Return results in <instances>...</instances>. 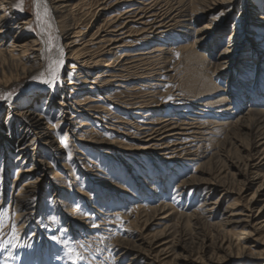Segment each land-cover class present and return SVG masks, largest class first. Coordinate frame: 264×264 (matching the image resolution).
Here are the masks:
<instances>
[{"label": "bare ground", "instance_id": "bare-ground-1", "mask_svg": "<svg viewBox=\"0 0 264 264\" xmlns=\"http://www.w3.org/2000/svg\"><path fill=\"white\" fill-rule=\"evenodd\" d=\"M25 1L27 0H22ZM72 1L75 0H32L35 6L34 18L38 25H41L38 27L37 35L24 40L29 21H21V15L17 11L21 0H0L1 90H9L23 79L31 77L34 71L38 72L39 77L49 78L52 75L49 73V67L59 58H56V55L60 52L65 55L64 52L69 50L68 59L74 60L76 65L80 66V68L69 67L71 72L76 70V83L72 80L73 82L67 84L70 94L62 95L59 104L54 101L56 93L52 89L48 90L47 94L45 90L41 93L34 92L32 97H25L22 100V106L10 108L13 111L10 110L7 116L11 120L7 124L4 122L0 127V159L8 161L6 158L12 154L11 149L14 146L21 168L31 162L28 169L18 172V177L21 174V178L17 177L18 179L13 183V189H18L17 194L13 196V204L21 209L16 219L33 222L36 202L41 194L40 183L47 180L51 168L48 158H45L47 156L44 155H47L50 149L51 157L57 159L61 157L63 151L62 147L56 145L52 134L53 128L48 125L43 127L42 121L47 115L46 105L54 108L53 111L57 105L61 107L59 111L64 109V114L59 116L57 126L67 120L65 113L71 114V111L78 115L71 114L68 128L73 125V120L85 126L82 118L93 108H99L93 118L100 121L105 110L103 106H89L93 103L90 92L95 90H92V87L84 88L87 80L83 79L81 73L85 69L96 67L101 62H108L103 58L114 57L116 53L113 50H122L121 60L115 69L106 64L104 67H108V70L97 76L100 78L101 86L117 83V87L126 88L120 83L136 81L143 83V87L148 88L149 92L144 96L135 95L134 103L123 102L126 105L124 108L133 111L131 115L145 120L137 130L139 143L131 150L136 153L128 157L118 154V158H122V161L126 160L130 164L125 162L126 169H131L132 172H135L139 166L144 170L145 167L152 166L155 175H151L150 171H143V176L138 174L133 177L131 171L119 168L121 173L118 176L125 186H117L120 188L117 191L101 190L100 202L104 207L103 212L97 208L94 194L78 188L76 194H83L86 197L85 204L92 205L91 208L99 212L100 226L106 228L108 224L103 223H106V219L111 216H122L129 222L126 227L130 228L132 233L137 232L136 236L127 233L119 237L120 234L118 235L116 230L118 226L114 225L111 227L115 229L110 233L111 237L105 241L104 246L102 244L105 248L100 249L101 254L107 255L110 252L118 255L117 260L131 256L127 264H179L181 260L188 263L189 260H184L183 254L193 252L202 261L196 262L202 264H225L233 257L245 259L250 264L263 259L264 238L257 236L264 227V220L258 222L256 215L264 211V106L258 104L260 100L255 97L257 94L254 93L253 87L256 83L264 87L262 79L264 49L259 50L256 47L252 49L251 54L245 52L244 54L242 50L246 43L243 40V32L237 24L227 33L226 48L215 54L225 33L219 23L224 22L226 17L223 16L228 15L236 7V0H78L77 4ZM261 3H259L261 7L259 11L264 14V4ZM75 8L78 14L75 13ZM37 11L40 13L39 20ZM81 13L85 14V18L92 17L86 32L77 23V15ZM47 16L53 18L56 27L61 29L60 32L58 31L59 36L57 35L58 51L51 49L52 34L44 26L45 24L43 25V20ZM220 16L223 18L221 17L219 21ZM259 19L264 21V15ZM202 20L204 24L199 26ZM117 21L122 22L119 28L115 25ZM13 30H15L12 36L14 40L3 48L4 40ZM69 33L73 34L70 38ZM61 38L68 39L64 46H61ZM172 45L178 46L185 54L189 68L188 71L184 68L186 74L180 78L178 87L180 94H177L176 101L178 105L168 108L173 110L172 114L163 115V106L156 93L160 85L165 82L163 78H169L165 75L169 72L171 61L165 54L171 51ZM93 49L101 51L93 52ZM244 63L254 64L255 73L254 76L249 77L252 79V84L246 89L248 92L246 91L241 97L242 100L247 101L248 106H245L243 103L245 101L241 100L240 103L243 104L237 107L238 105L234 104L235 94L232 93L231 84V80L236 76L232 73L234 70L247 71ZM230 66H233V69L229 70ZM163 70L165 71L162 72ZM257 72L262 77H255ZM56 75L59 79L62 77L60 71H56ZM250 79L248 82L251 81ZM220 80H226L222 83L223 87L219 84ZM101 86H98V91L100 89L103 91L104 87ZM152 87L157 90H151ZM83 89L88 92L81 97L79 93L85 91ZM60 90L62 91V88ZM98 91L96 89L92 93H96L100 98ZM6 97L8 103L12 102L13 98L10 95ZM105 99H109V96L106 95ZM33 102L34 105L41 103L44 110H33L31 108ZM147 108L154 109L150 110L154 115L153 119H147L150 115ZM216 115L222 120L220 121ZM81 126H78L73 133L79 131ZM68 141L75 148L81 145L77 144L75 136H71ZM79 141L90 143L92 145L90 149L98 146L99 151H101L100 147L106 144L104 139L93 135L83 136ZM107 143L106 145L113 147L118 142L114 140ZM112 147L106 148L101 154L104 156L111 154ZM77 153L84 155V151L80 149ZM79 159L84 160L83 157ZM5 165L10 163L7 162ZM72 165H66L67 170L72 172L70 175L72 179L75 177L73 168H76L80 178L79 185L87 184L86 181L91 179V176L82 170L85 166L77 169V166ZM192 165H197L193 175L184 179L183 172L192 170ZM178 168L183 169L181 173L178 172ZM37 170H42V174L35 177L32 182H25L19 189L21 179L31 176L30 174ZM174 176H177V180L182 179L173 189L165 188L161 191L160 187H157ZM51 178L65 183V177H61L57 170ZM131 187L135 188L133 192ZM62 188L61 183L54 181L46 189V196L49 195L59 205V191H63ZM253 188L255 190L251 193ZM218 189L222 190L220 197L212 201V194ZM117 192L123 193L122 196ZM187 192L189 196L196 197L199 202L197 208L189 207L190 199L186 201L187 207L183 208L182 212L173 206L176 202H163L169 194H174L178 200H181ZM249 192L251 194H248ZM232 197H236L235 201L228 202L227 206L223 207L221 200L224 202ZM68 199L70 202L75 200L74 196H69ZM111 200H119L115 204L120 205L121 208L117 213L115 212L116 215L108 209ZM135 200L138 201L136 205L130 203ZM145 202L147 203L144 204ZM260 202L263 203L262 206H259ZM133 211L141 218L136 216L133 219L131 214ZM72 213L70 207L67 214L69 216ZM68 221L71 222L69 224L72 227L80 228L81 232L85 229L81 226L82 219L74 217L73 214ZM152 226L158 227L159 230L150 232ZM190 229L198 230V235L201 236L191 237L192 241L188 242L190 243L188 245L179 235H182V231ZM191 245L197 246V251L196 247ZM260 249L262 251H259ZM30 262L55 264L40 263L39 256L31 258Z\"/></svg>", "mask_w": 264, "mask_h": 264}, {"label": "rangeland", "instance_id": "rangeland-1", "mask_svg": "<svg viewBox=\"0 0 264 264\" xmlns=\"http://www.w3.org/2000/svg\"><path fill=\"white\" fill-rule=\"evenodd\" d=\"M261 1L264 2V0H236V7L228 14L223 17H226V20L224 22L219 23L221 25L220 28H223L225 30L224 35L221 37V41L219 43V47L215 50V54L219 53L221 50L226 48V39H227V33L230 30V28L234 25L239 26L241 28V31L243 32V40L246 43V45L243 47L242 52L251 54L253 51L252 49L259 48V50L264 49V21H260V16H263V12L259 11L261 7H259V3ZM74 4H77L78 0L72 1ZM264 4V3H261ZM257 5V6H256ZM255 6L257 9H255ZM23 10L21 11L18 8V13L21 15V21H29V24L27 26V31L25 32V39L30 38L32 36H35L38 34L39 26L38 22L34 18V2L32 0H27L25 2H22ZM75 13L78 14L77 8H75ZM111 16V15H110ZM85 14L79 16L77 15V23L81 25V29L86 32L89 27V25L92 22V17L85 18ZM108 17V15H107ZM220 16L218 20L220 21L222 18ZM46 20V21H45ZM43 25L51 31V49L58 51V41H57V35L58 31L60 32L61 29H58L55 25V22L53 18L50 16H47L43 20ZM46 22V23H45ZM52 22V23H51ZM120 21H117L115 23L116 27L119 28L121 26ZM204 24V21L202 20L199 24V26H202ZM96 25V24H95ZM53 26V28H52ZM51 27V28H50ZM137 28V27H136ZM56 29V30H55ZM16 30V29H15ZM13 30L9 37H7L3 42V48L7 47L11 44V42L14 40L12 36L15 34ZM68 37H72L73 34L69 33ZM67 37V36H66ZM23 40V41H24ZM133 40V39H131ZM130 40V41H131ZM128 41V39H127ZM68 42V39L61 38V46L65 45ZM134 42V40H133ZM248 43V44H247ZM141 45V43H139ZM119 45V44H117ZM259 45V47H258ZM154 47V45H153ZM171 51L168 52V54L165 56L170 59L169 64V72L166 73L163 79H165V82L160 85V89H155V87H152L151 90H157V96L159 99V102L161 103L163 115L165 114H172L173 110L168 109L172 106L178 105L176 103L178 96L177 94H180L178 92L179 83L181 81L180 78H183V76L186 74L185 72L188 71L187 68H189V63L186 62L185 54L178 48V46H170ZM100 52L99 49H93V52ZM22 51V50H20ZM69 50L65 51L62 55L58 53L56 55V62L62 60L63 64L60 65L59 69L57 71H60L62 77L59 79L58 75H56L55 84L53 87H49L48 85H45L41 82V80L46 79V77H39V74L37 71H34L32 73L31 77H28L26 79H23L19 83H17L15 86L9 88V90H1L0 88V127H2V124L6 122L5 124L9 123V118L7 114L16 106H22L23 102L22 100L25 97H32V94L34 92L41 93L42 91L47 94L52 89L53 92L56 93L54 101L55 103L59 104L61 102V96L62 95H69L70 89L67 86L69 82L76 83L75 79V73L76 70L71 72L69 69L70 66L79 67L76 65V62L74 60L68 59L70 56V53H68ZM115 54L114 57L104 56V61L108 60V62H101L96 67H93L92 69H85V71L82 74L83 79H86V83L84 84V88L88 89L92 87V90L97 89L98 86L100 87L102 84L100 83V78H97L100 74H103L105 71H107L108 67H104L106 64L110 65V68H114L118 64V62L121 60V54H123L122 50H113ZM244 53V54H245ZM255 53V52H254ZM18 54V53H17ZM102 60V58H100ZM103 61V60H102ZM245 69L247 71H233V75L236 77L231 80L232 84V93L237 96L235 98L234 96V104L237 107H240L241 104H247L246 100H242V95L247 91L246 89H249V87L252 84V75L254 76V64H246L244 63ZM187 66V67H186ZM251 67V68H250ZM186 71H185V69ZM49 73L53 72L54 69H56V64L52 63L49 67ZM233 69V66L229 67V70ZM163 70L162 72H164ZM138 72V69H137ZM247 72L251 73L248 74ZM181 73V74H180ZM73 74V75H72ZM258 74V75H257ZM175 76H177L175 78ZM180 76V77H179ZM248 76V77H247ZM246 77V78H245ZM250 77V78H249ZM255 77L260 78L262 77L259 72L255 74ZM179 78V80H178ZM251 80L248 82L249 79ZM95 79H97L96 84H94ZM237 79V80H236ZM264 80V75L262 77ZM226 80H220L219 84L221 87H223ZM235 81V82H234ZM244 81L246 83H244ZM221 82V83H220ZM234 82V83H232ZM264 82V81H263ZM79 85L80 82H78ZM248 83V84H247ZM121 85H125L126 88H120L117 87V83H109L108 85L101 86L104 87L103 91L100 89L98 93H100V98H98L96 93H92L95 91H91L90 95L93 98V103H90L89 106H103V110H105V113H102L103 118L99 121L98 119H94L93 117L97 115V112L99 108L95 109L93 108L91 111H87L85 113V116L82 118L84 120L85 126H81L77 123V121L73 120V125H70L71 128H68V125L70 124V119L72 118V113L76 116L78 114H75L74 111H71V114L65 113V117L67 118L66 121L62 122L58 126L56 125L59 121V116L63 115L64 112L59 111L61 110L60 106H55V110L48 105H46L47 112L45 114V119L42 121L43 127L45 125L51 126L53 128L52 134L53 137L56 140V145L62 147L61 157L60 158H52L51 154L52 151L49 149V153H47V156L45 158H48V161L50 163L49 172L47 176V180L44 183H40V197L39 200L36 202V214L35 219L33 222H26V219H16L18 211L21 210L20 208H17L14 203L13 196L17 194L18 189H13V183L16 179L19 177L21 178V174L18 177V172L22 170H26L31 166V162H28L24 165L23 168L19 165V161L17 160L18 154H16V149L14 146L12 147V154L8 156L6 159L8 161H2V158L0 159V214H3L4 212L8 213L9 219L5 222L4 226L0 228V264H32L30 262L31 258L40 257V263L43 262H50L55 264H71L69 260L65 258L64 250L62 249L61 245H58L56 242H54L51 237L53 235L58 236L61 240H65L76 246L77 250L83 255L84 260L82 264H127L130 261L131 256H128L126 259H118V255L110 254V252L105 255L101 254L100 249L105 248L104 243L108 238L111 237V232L115 230L113 227L114 225L118 226L116 229L118 231L119 237H123L124 235H134L136 236V231L131 232L130 228L126 227L129 222L122 217H120L119 220H117V217L115 216L118 212V209L121 208L120 205H116L119 200H111L110 205L108 206V209L112 210L111 213L115 214L113 216L115 217H109V219H106V223L102 222L103 224H108L106 228L104 226H100L98 219H99V212L96 211V209H93L92 205L88 206L85 204L86 197H84L83 194H76L78 192V188H82L84 192H91V194H94L95 198L94 201L97 203V208L100 209V212H103L104 207L101 206L102 202L100 200L102 199L101 190H104L106 192L117 191L120 188L117 186H125L121 183V178L118 176L120 172L119 168L126 169V160L122 161V158H118V154H122L123 157L130 156L132 153H136L134 151H131L133 148L137 147V138L138 136V127L143 125V119L142 117L131 115L133 112L129 108H124L126 105L123 102L127 103H134V96H144L147 92H149L148 88H144L143 83L132 81L129 83H120ZM167 84V85H166ZM230 85V84H228ZM236 85V86H235ZM164 86V87H163ZM62 88V91L60 90ZM80 88V87H79ZM253 91H255L253 96L256 98L258 97V104L264 106V87L258 85H254ZM261 89V90H260ZM85 90V89H83ZM177 90V91H176ZM64 91V93H63ZM161 91V93H159ZM238 91V92H237ZM242 94H241V92ZM3 92V93H2ZM88 92L81 91L79 94L84 95ZM248 92V91H247ZM76 93V91H74ZM239 93V94H238ZM261 93V94H260ZM96 94V95H95ZM175 94V95H174ZM7 95H10L13 100L12 102H7ZM108 95L109 99H105V96ZM241 95V96H240ZM177 96V97H176ZM82 97V96H81ZM171 97V99H169ZM260 97V98H259ZM45 98V97H44ZM250 98V97H249ZM251 99V98H250ZM262 99V100H261ZM245 101L243 103H240L242 101ZM237 101V102H236ZM257 101V100H255ZM236 102V103H235ZM31 103V102H30ZM240 103V104H239ZM173 104V105H172ZM250 105V104H249ZM31 108L36 111H42L44 110V106L41 105V103H37L34 105V102L32 103ZM49 107V108H48ZM149 117L147 119H153L154 116L150 110H154L153 108H147ZM146 109V110H147ZM168 109V110H167ZM264 109V107H263ZM82 110V109H81ZM167 110V111H166ZM176 110V109H175ZM172 111V112H171ZM62 112V113H61ZM87 114V115H86ZM216 117L221 121L222 118L220 116L216 115ZM8 119V120H7ZM78 126H81L82 128L79 129V131H76L73 133ZM4 129V127H3ZM5 132L6 129H5ZM89 132V133H86ZM93 135L95 137H99L100 139H104L105 143L111 142L116 140L118 143L110 146V145H102L100 147L101 151H99L98 146L90 145V143H86L84 141H79L83 136H90ZM71 136H75V140H77V144H81L80 147L75 148L71 142L68 141V139L71 138ZM15 145V144H14ZM91 146V147H90ZM111 154L104 156L101 154V152L106 150V148H111ZM42 148H45L42 146ZM48 149V147H46ZM83 150L84 155H79L77 151ZM95 149V150H94ZM113 153V154H112ZM115 153V154H114ZM84 160H80L79 158H82ZM115 160H114V159ZM7 162L10 163V165H5ZM147 164V161H145ZM127 163V162H126ZM77 166V169H80L81 166H85L82 168V170H85L89 175L91 176V179H89L87 184H84L83 186H80V178L78 176V171H76V168H73L75 177L72 179L70 175H72L71 171H68L66 165ZM128 164V163H127ZM130 165V164H128ZM132 166V165H131ZM146 166V165H145ZM153 166L155 164L153 163ZM197 167V165H192V170H185L183 173L184 179L189 178L193 175L194 169ZM128 168V167H127ZM183 169L185 167H182ZM182 168H178V172L181 173L183 170ZM186 169V168H185ZM58 171L62 176L65 177V183H62L61 180H53L51 176L54 174L55 171ZM119 170V171H118ZM128 171H131L133 174V177H136V175L143 176V171H150L151 175H155L154 169L151 167H145L144 169L136 168L135 172H132L131 169H126ZM42 174V170L34 171V173L30 174L31 176H27L24 179H21V183L19 185V189L23 186L25 182H32L35 180V177H38ZM18 177V178H17ZM44 179L45 177H41ZM75 179V180H74ZM182 179V178H181ZM181 179L177 180V176H174L172 179L167 180L163 184L157 185V187H160L161 191L165 188L167 189H173L176 185L179 184ZM61 183L63 191H59V198L60 203L57 205L55 201L48 195L46 196L47 188L49 184L51 183ZM125 180H123L124 182ZM129 181H127L128 183ZM130 184H128L129 186ZM66 188V190H65ZM119 188V189H118ZM133 192L135 190L134 187H131ZM134 188V189H133ZM110 189V190H109ZM255 190L253 188L251 193ZM12 192V194H11ZM222 192L221 189H218L217 191L213 192L212 194V201H216L220 197V193ZM248 194H251V193ZM119 196H122L123 193L117 192ZM121 194V195H120ZM74 196L75 200L73 199L72 202L69 201L68 197ZM82 197V198H81ZM41 198V199H40ZM124 198V197H123ZM179 198V197H178ZM233 198V199H232ZM228 199L227 201H222V206L226 207L228 202H234L236 197H232ZM180 199V198H179ZM190 199V206L191 208H197L199 205V202L196 200V197L193 198L189 196V193H186V196L184 195V198L181 200H178L176 198V195L169 194L166 197V200L163 202L166 203H175L177 210L182 212L184 211L186 206V201ZM234 200V201H233ZM247 200V199H246ZM245 200V201H246ZM245 201L242 203L244 204ZM123 202H126V200H123ZM87 203V202H86ZM131 204L135 203V205L138 203L137 200L131 201ZM145 202L144 204H146ZM261 204V205H260ZM259 206H262V202H260ZM73 211V216L79 219H82L83 222H81V226H83L82 232L80 228L72 227L70 221H68L67 211L70 210ZM91 208V209H90ZM102 208V209H101ZM184 208V209H183ZM190 208V209H191ZM102 210V211H101ZM116 212V213H115ZM133 219L137 215L135 211L131 212ZM135 215V216H134ZM256 219L258 222H261L264 220V211L259 212L256 215ZM123 218V219H122ZM139 218H141L139 216ZM90 219V220H89ZM126 221V222H125ZM90 223V224H89ZM87 224V225H86ZM262 224V223H259ZM264 224V223H263ZM262 224V225H263ZM261 226V225H260ZM99 228V229H98ZM242 228V227H241ZM156 230H159L158 227L152 226L150 229V232L154 233ZM182 231V230H181ZM15 232L16 238L13 239V233ZM182 235H179L180 238L184 242L188 244V242L192 241V238L194 235L197 237H200L201 235H198V230H185L181 232ZM189 233V234H188ZM191 233V234H190ZM180 234V233H179ZM94 235V236H93ZM190 235V236H189ZM188 237V238H187ZM258 238H264V227L260 230L258 233ZM178 238V237H177ZM185 243V244H186ZM103 244V246H102ZM184 244V243H183ZM83 245V247H80ZM190 245V243L188 244ZM27 246V247H24ZM193 246V245H191ZM195 250L197 251V246ZM195 251V252H196ZM259 251H262L260 249ZM184 260H189L188 263L184 261H180L179 264H202L197 262H202L198 255L194 252L193 253H185L183 254ZM117 260V261H116ZM172 261V259L170 260ZM191 261H195L194 263ZM197 261V262H196ZM191 262V263H190ZM264 263L263 259H258L256 262L252 264H262ZM225 264H250L245 261V259L233 257L231 259H228V262L226 261Z\"/></svg>", "mask_w": 264, "mask_h": 264}, {"label": "snow or ice", "instance_id": "snow-or-ice-1", "mask_svg": "<svg viewBox=\"0 0 264 264\" xmlns=\"http://www.w3.org/2000/svg\"><path fill=\"white\" fill-rule=\"evenodd\" d=\"M19 9L22 11L23 7H22V0H21V4L18 5ZM37 8H39V5H37ZM46 14V13H45ZM37 19H40V13L39 11H37ZM56 64V69L53 70L52 75L47 78V79H43L41 80V82L45 85H48L49 87H53L55 84V80H56V71L59 69L60 65L63 64V61L60 60L58 62H54ZM171 99V97L169 98ZM9 219L8 213L4 212L3 214H0V228H2L5 224V222ZM120 217H117V220H119ZM16 238V234L15 232L13 233V239L15 240ZM51 239L56 242L58 245L62 246V249L64 250V255L65 258L67 260H69L71 262V264H82L84 257L83 255L77 250L76 246H74L73 244H71L68 241L65 240H61L58 236L53 235L51 237ZM27 247V246H24ZM80 247H83V245H81ZM0 251H2V249H0Z\"/></svg>", "mask_w": 264, "mask_h": 264}]
</instances>
